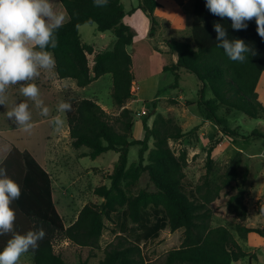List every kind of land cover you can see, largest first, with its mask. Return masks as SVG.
<instances>
[{"label": "trees", "instance_id": "obj_1", "mask_svg": "<svg viewBox=\"0 0 264 264\" xmlns=\"http://www.w3.org/2000/svg\"><path fill=\"white\" fill-rule=\"evenodd\" d=\"M59 1L68 21L56 32L58 46L47 49L54 55L58 78L73 79L78 87L84 88L110 74L112 98L121 109L118 117H112L96 101L66 97L65 101L72 105V110L65 114L72 146L88 148L89 153L85 156L92 159L110 151L119 156L113 171L104 174L110 185L94 189V195L102 198V203L86 204L77 220L66 227L53 200L51 175L29 152L21 153L13 148L0 167L6 168L7 175L21 186V196L12 204L16 210L15 231L24 234L43 227L47 233L35 253L28 252L33 264H68L54 250L56 232L80 247H89L93 252L100 250L104 219L111 218L112 214L121 215V231L106 246L105 257L97 264H146L141 243L158 238L166 228L172 232L184 229V234L181 246L168 251L163 264H233L248 257L249 253L228 228L211 226V204L219 197L223 186L237 180L240 159L234 161L227 171L223 184L212 187L209 174L213 151L210 149L207 173L188 192L183 166L187 156H176L168 143L170 139L178 140L184 136L180 128L169 130L167 127L171 120L159 115L160 126L155 122L150 128L148 118L143 120V139L131 136L135 125L133 112L125 104L134 95V83L151 77V58L156 50L135 42V33L124 19L137 10L144 12L151 18L150 36L153 37L158 25L154 14L161 7L160 3L157 0H139L136 8L126 12L122 0H109L108 5L102 8L94 7L93 0ZM91 23L96 24L100 32H113L116 39L111 49L98 51L82 42L80 27ZM214 23H220L227 29L228 39L244 40L256 54H246L247 59L243 63L230 60L224 50L217 47L219 42ZM231 23L228 18L221 19L211 14L206 8V0H195L191 27L193 44L171 40L168 48L170 53L178 56V61L164 67V72L175 76V82L180 80L181 69L197 76L202 83L198 106L203 108L207 120L220 127L228 137L240 135L227 126V119L219 117L220 106L225 107L228 113L235 110L251 119H264V105L257 91L264 73V38L258 35L255 19L247 22L246 30H234ZM129 47L132 53L128 51ZM89 57H92L91 64ZM208 89L213 94L212 98H207ZM151 106L157 108L156 100L151 102ZM250 137L264 139V133L254 130L246 138ZM150 139L154 140L151 150ZM132 146L139 147V158L138 162L129 164ZM15 159L22 163H12ZM144 174L148 175L153 190L142 187ZM244 195L245 190L240 189L229 203L243 199ZM129 221L134 226L129 227ZM238 232L243 239L250 233L264 238V229L258 227L239 225ZM10 238L11 234L0 236V250Z\"/></svg>", "mask_w": 264, "mask_h": 264}, {"label": "rangeland", "instance_id": "obj_2", "mask_svg": "<svg viewBox=\"0 0 264 264\" xmlns=\"http://www.w3.org/2000/svg\"><path fill=\"white\" fill-rule=\"evenodd\" d=\"M122 1L126 12H130L139 4V0ZM157 1L162 7L158 8L154 14L158 25L153 37L150 36L151 18L144 12L137 10L124 19V23L131 26L135 33V42H142L156 50L151 58V77L141 80L138 84L134 83L132 87L134 95L125 104V107L133 112L132 118L135 125L131 136L135 139H143L145 135L143 120L148 118L150 128H153L155 122L160 126L159 115L171 120L167 127L169 130L174 131L176 127L180 128L184 136L178 140L170 139L168 143L176 156L181 154L187 156L183 166L186 174L185 187L188 192L192 191L199 184L202 176L207 173V157L210 149L213 151L212 168L209 174L212 187L222 185L227 171L234 161L240 159L237 180L228 186H223L219 197L211 204L213 213L211 226L228 228L242 248L249 253L248 257L233 264H264V238L252 233L243 239L238 232L239 225L264 229V139L246 138L254 130L264 133V119H251L235 110L228 113L225 107L220 106L219 117L227 119V126L240 135L233 137L224 135L220 127L211 121L208 122L203 108L198 106L201 84L197 76L181 70L180 80L175 82V76L171 72H164V67L172 64V56L168 48L171 40L193 44L191 27L195 0ZM52 2L56 11L64 13L65 22H67L68 15L61 2L59 0H52ZM175 12H177V17L174 20L176 21L174 26L171 20ZM80 36L83 43L94 46L98 51L104 48L111 49L116 39L112 31L100 32L94 23L80 27ZM128 51L132 53L133 50L129 47ZM89 59L92 63V57ZM47 72L52 78L53 87L52 96L48 97L45 102L50 112L56 109L61 100L65 101L66 97L70 96L77 100L97 101L112 117L120 115L121 109L112 98L111 75H105L91 86L82 88L78 87L72 79H59L55 68ZM260 83L259 100L264 105V74ZM20 86L17 84L15 87L20 89ZM9 90L11 87L7 91ZM206 94L207 98L213 97L209 89ZM154 100L157 104L156 109L151 106ZM143 110L146 111V115L138 116ZM30 111L32 118L37 116L32 105ZM62 117L65 123L61 128V141L57 151L60 154L57 158L59 163H53L52 177L55 193L59 190L56 187L57 182L61 179L62 182L64 181V209L61 199L56 200L55 203L60 215L64 217L65 226L69 227L77 220L86 204L102 203L103 199L94 195V189L101 185H110L104 174L111 173L113 170L111 172L105 170L112 167L118 159V154L109 152L97 159L82 157L89 149L86 147L76 149L72 146L70 135L66 130L68 128L66 115L62 114ZM3 123L15 125L8 119ZM117 127L119 129L118 125ZM153 148L154 140L150 139L149 149ZM148 155L149 151L145 155L146 159ZM138 158L139 147L132 146L129 151V164L138 162ZM97 167L101 170L95 169ZM142 187L154 189L147 174L143 175ZM240 189L245 190L243 199L238 198L229 203L230 198L237 195ZM104 222L105 229L100 239V250L93 252L89 247H80L64 238L62 233L56 232L53 240L55 252L61 254L68 264L99 263L105 257L106 246L115 239L116 235L120 234L123 219L121 215L112 214L111 218L104 219ZM128 224L129 227L134 226L130 221ZM183 234L184 229L172 232L166 228L160 232L158 238L142 242L140 246L146 264H163L167 252L181 246ZM21 260V264H33L32 257L28 253L24 254Z\"/></svg>", "mask_w": 264, "mask_h": 264}, {"label": "clouds", "instance_id": "obj_3", "mask_svg": "<svg viewBox=\"0 0 264 264\" xmlns=\"http://www.w3.org/2000/svg\"><path fill=\"white\" fill-rule=\"evenodd\" d=\"M109 0H93L94 7H106ZM206 8L221 19L231 20L234 30H246L248 21L255 19L257 32L264 38V0H206ZM65 15L53 7L52 0H0V105H5L10 86L21 85L20 94L31 100L39 114L49 117L50 109L41 99L40 89L34 81L41 75V69L52 71L56 61L52 52L58 46L56 32L63 27ZM218 48L226 56L243 63L246 54L256 53L242 39H228L227 29L214 23ZM72 110L68 101L61 100L56 106L57 115L51 118L55 130L63 127L62 114ZM22 132L31 134L35 127L30 105L21 101L6 113ZM21 196V186L7 175V169L0 167V236L11 234L0 250V264H20L21 257L39 247L47 233L43 227L24 234L15 231L16 210L14 201Z\"/></svg>", "mask_w": 264, "mask_h": 264}, {"label": "crops", "instance_id": "obj_4", "mask_svg": "<svg viewBox=\"0 0 264 264\" xmlns=\"http://www.w3.org/2000/svg\"><path fill=\"white\" fill-rule=\"evenodd\" d=\"M173 2H174V0H173ZM161 7H162V5H161ZM177 12L174 13V17L172 18V20L170 19L171 21H173L174 26L176 23V21H174V20L177 17ZM169 54H171V56H172V64L177 63L178 56L176 54H172V53H169ZM181 70H183V69H181ZM181 70H180V73H181ZM107 75H110V74H107ZM104 76H102L101 78H103ZM101 78H99V79H101ZM261 78H262V76H261ZM63 80H66V79H63ZM96 81H94V82H96ZM31 82L37 84V86L40 89L41 99H43V101L45 103L47 101V98L52 96V94H53V92H52V89H53L52 78L48 74L47 70L41 69V75L37 79H35L34 81H31ZM94 82H92L88 86H91ZM200 84L202 87L201 82H200ZM15 86L16 85L10 86L11 90L7 91V93H6V95H7L6 104L0 105V165L7 159V157L10 155L11 151L13 150V148L18 149L21 153H23L25 151L29 152L34 157V159L37 161V163H39L40 166L42 168H44L51 175L53 200H54V202H56V200L61 199V203H62V206L64 209V181L62 182V179H61V181H58L59 183L57 182L56 187L59 190L57 191V193H55L54 179L52 177L53 163H59L57 158L60 154L57 153V151H58L59 144L61 141V138H60L61 128L57 132H55V128L51 123V118L54 117L55 115H57L56 109H54V111L50 112L49 117L41 116L40 114H38L39 109H37L35 107L34 103L31 100H26V98L20 94L19 89ZM260 86H261V83L259 82L257 91L260 90ZM21 101L28 102V104L30 106L32 105V107H34L36 112H37V116L33 118V122L35 124V127L32 130L31 134L22 132L16 125H9V124L3 123L5 120L8 119L7 115H6L7 111H10L16 103L21 102ZM97 103L99 104V102H97ZM99 105H101V104H99ZM102 108L104 109V107H102ZM208 122H210V121H208ZM66 130H67L68 134L70 135L69 127ZM71 142H72V139H71ZM110 152H113V151H110ZM88 153H89V150L85 151V153L83 154L82 157H86L85 155ZM107 153H109V152H107ZM104 154H106V153H104ZM104 154H102V155H104ZM61 157H62V155H61ZM117 161H118V159L116 160V162H114V164L112 165V167L110 169L105 170V171L111 172L114 169ZM12 163H22V161H20V159H15V161H13ZM95 169L101 170L98 167ZM55 205H56V203H55ZM68 210H70V209H68ZM70 213H72V211ZM62 218L64 220V217H62ZM66 227H68V226H66ZM250 234H252V233H250ZM253 234H255V233H253ZM21 259H22V257H21ZM21 262H22V260L20 261V264H21Z\"/></svg>", "mask_w": 264, "mask_h": 264}, {"label": "built area", "instance_id": "obj_5", "mask_svg": "<svg viewBox=\"0 0 264 264\" xmlns=\"http://www.w3.org/2000/svg\"><path fill=\"white\" fill-rule=\"evenodd\" d=\"M146 115V111L143 110L141 113L138 114V116Z\"/></svg>", "mask_w": 264, "mask_h": 264}]
</instances>
